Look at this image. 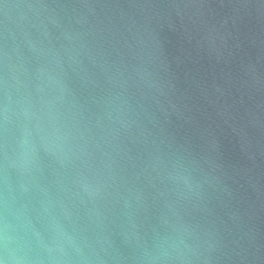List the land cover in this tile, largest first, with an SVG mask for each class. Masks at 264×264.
<instances>
[{"label": "water", "instance_id": "obj_1", "mask_svg": "<svg viewBox=\"0 0 264 264\" xmlns=\"http://www.w3.org/2000/svg\"><path fill=\"white\" fill-rule=\"evenodd\" d=\"M0 264H264V0H0Z\"/></svg>", "mask_w": 264, "mask_h": 264}]
</instances>
